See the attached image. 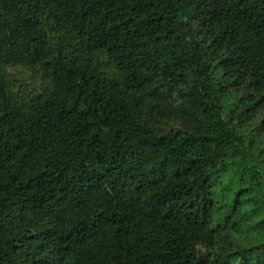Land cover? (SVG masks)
Listing matches in <instances>:
<instances>
[{
  "label": "trees",
  "instance_id": "1",
  "mask_svg": "<svg viewBox=\"0 0 264 264\" xmlns=\"http://www.w3.org/2000/svg\"><path fill=\"white\" fill-rule=\"evenodd\" d=\"M0 264H264V0H0Z\"/></svg>",
  "mask_w": 264,
  "mask_h": 264
},
{
  "label": "rangeland",
  "instance_id": "2",
  "mask_svg": "<svg viewBox=\"0 0 264 264\" xmlns=\"http://www.w3.org/2000/svg\"><path fill=\"white\" fill-rule=\"evenodd\" d=\"M15 70V69H14Z\"/></svg>",
  "mask_w": 264,
  "mask_h": 264
}]
</instances>
